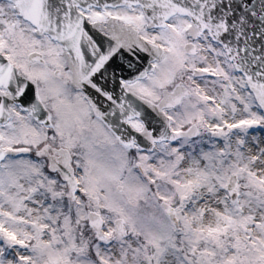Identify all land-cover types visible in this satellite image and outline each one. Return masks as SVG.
Listing matches in <instances>:
<instances>
[{
    "label": "snow or ice",
    "instance_id": "6c2138e0",
    "mask_svg": "<svg viewBox=\"0 0 264 264\" xmlns=\"http://www.w3.org/2000/svg\"><path fill=\"white\" fill-rule=\"evenodd\" d=\"M0 264H264V0H0Z\"/></svg>",
    "mask_w": 264,
    "mask_h": 264
}]
</instances>
